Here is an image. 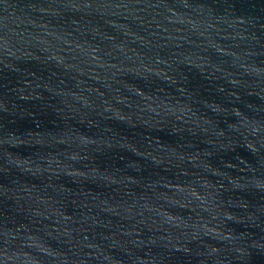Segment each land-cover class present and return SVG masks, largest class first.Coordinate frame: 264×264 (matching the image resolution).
<instances>
[{
	"label": "water",
	"instance_id": "95a60500",
	"mask_svg": "<svg viewBox=\"0 0 264 264\" xmlns=\"http://www.w3.org/2000/svg\"><path fill=\"white\" fill-rule=\"evenodd\" d=\"M0 264H264V0H0Z\"/></svg>",
	"mask_w": 264,
	"mask_h": 264
}]
</instances>
